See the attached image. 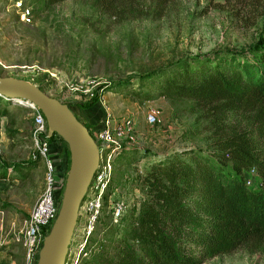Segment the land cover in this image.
<instances>
[{
    "label": "rangeland",
    "instance_id": "rangeland-1",
    "mask_svg": "<svg viewBox=\"0 0 264 264\" xmlns=\"http://www.w3.org/2000/svg\"><path fill=\"white\" fill-rule=\"evenodd\" d=\"M16 1L0 0L1 76L41 86L67 105L65 95L39 71L54 69L74 81L96 77L101 81L99 88L119 83V88L105 91V105L113 116L135 120L137 134L128 146L149 153L118 151L114 155L109 190L115 188L124 196L127 209L148 197L143 177L153 161L189 147L216 155L224 152L220 141L251 125V112H220L213 103L160 95L155 81H141L137 76L196 55L264 48V7L254 14L244 7V0H22L33 10L32 21L26 24L14 7ZM5 99L0 96L6 111L0 115V168H8V177L0 178V264H25L23 246L13 240V232L23 225L41 193L44 165L31 136L30 107ZM92 102L99 107L95 97ZM86 103L68 106L79 114ZM150 108L161 117L153 127L144 121ZM58 141L59 152L69 161L67 145ZM120 152L124 160L116 158ZM33 160L37 163L26 164ZM243 174L248 176L249 170ZM100 219L111 227L116 224L106 203ZM88 226L83 206L66 264H91L86 262L89 255H100ZM108 226L97 222L93 239H107ZM191 249L201 257V248ZM200 264H264V238L205 257Z\"/></svg>",
    "mask_w": 264,
    "mask_h": 264
},
{
    "label": "trees",
    "instance_id": "trees-1",
    "mask_svg": "<svg viewBox=\"0 0 264 264\" xmlns=\"http://www.w3.org/2000/svg\"><path fill=\"white\" fill-rule=\"evenodd\" d=\"M243 5L255 14L264 0H244ZM137 77L155 81L160 95L213 103L220 112H251V125L220 141L224 152L216 155L189 147L153 161L143 177L148 197L138 207L126 208L112 227L98 219L109 225V236L90 235L100 255H89L86 262L200 264L205 257L231 252L243 242H260L264 238V48L187 57ZM118 86L111 83L99 91ZM92 99L84 106L91 107ZM5 112L0 106V115ZM118 151L149 154L128 145ZM122 152L116 158L123 159ZM68 163L60 164V170L68 169ZM250 168L256 182L247 184L243 171ZM7 170L0 168V178L8 177ZM192 246L201 248V257L195 256Z\"/></svg>",
    "mask_w": 264,
    "mask_h": 264
},
{
    "label": "built area",
    "instance_id": "built-area-1",
    "mask_svg": "<svg viewBox=\"0 0 264 264\" xmlns=\"http://www.w3.org/2000/svg\"><path fill=\"white\" fill-rule=\"evenodd\" d=\"M14 7L19 11L22 22L29 24L32 21L33 10L31 6L25 5L22 0H18ZM39 73L42 74L44 80L51 81L58 87L59 93L65 95L66 103L75 107L89 102L95 97L104 109L99 128H88L97 145L100 157L98 167L78 211L79 216L84 206L90 236L94 225L101 216L105 203L108 207L110 220L114 223H117L127 208L124 196L115 188L109 190V186L113 175L114 155L118 152L119 147L134 143L137 134L136 123L130 116L117 117L109 112L105 105V91H99L101 81L96 77L88 76L80 81H74V79L66 78L60 71L54 69L52 71L46 69L39 71ZM26 104L32 111L31 136L38 156L43 160L44 175L41 193L23 225L13 232V240L23 246L25 264H35L44 237L48 234L58 214L68 169L60 170V164L67 161L58 149L60 146L58 140L61 137L56 133L49 136L47 121L43 113L34 103L27 101ZM144 121L148 127L159 124L161 122L159 111L155 108L148 109ZM248 170L249 175L245 178L247 184H252L254 169Z\"/></svg>",
    "mask_w": 264,
    "mask_h": 264
},
{
    "label": "water",
    "instance_id": "water-1",
    "mask_svg": "<svg viewBox=\"0 0 264 264\" xmlns=\"http://www.w3.org/2000/svg\"><path fill=\"white\" fill-rule=\"evenodd\" d=\"M0 96L34 103L46 118L48 135L67 144L69 163L58 214L44 237L35 264H66L80 204L99 163V150L69 106L26 80L0 75Z\"/></svg>",
    "mask_w": 264,
    "mask_h": 264
},
{
    "label": "crops",
    "instance_id": "crops-1",
    "mask_svg": "<svg viewBox=\"0 0 264 264\" xmlns=\"http://www.w3.org/2000/svg\"><path fill=\"white\" fill-rule=\"evenodd\" d=\"M98 105H99V107L98 106L97 107L91 106V107L79 108L78 109L79 114L75 113V111H74V114L82 123L86 124L89 127H93L95 129H97L100 126V119L104 115V109L102 108V106L100 104H98ZM31 209H30V211H31ZM30 211H29V213H30ZM29 213H28V215H29Z\"/></svg>",
    "mask_w": 264,
    "mask_h": 264
}]
</instances>
